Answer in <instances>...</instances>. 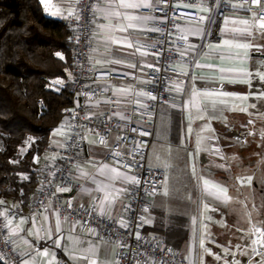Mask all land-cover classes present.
I'll use <instances>...</instances> for the list:
<instances>
[{"label":"crops","instance_id":"crops-1","mask_svg":"<svg viewBox=\"0 0 264 264\" xmlns=\"http://www.w3.org/2000/svg\"><path fill=\"white\" fill-rule=\"evenodd\" d=\"M74 1L47 0L46 3H42V6L47 15L61 19L63 15L75 12V6L69 7L70 4L74 5ZM155 1L146 0L151 4ZM207 1L204 0V2ZM139 10L119 9L122 13L153 17L150 14L141 13ZM96 18L97 23L93 26L91 37V64L120 73L142 75L152 56L148 47L141 48L140 51H137L136 48L139 44L149 45L151 43L152 32L147 31V26L153 19L141 26L145 29L143 31L129 29L128 33H123L119 31V28L127 25V20L105 19L100 12L96 13ZM252 18L253 14L242 8L231 9L227 13V19L223 20L219 29V39L207 45L196 57L193 65L187 68V81L180 87L178 99L165 103L161 110L163 116L165 114L168 116V124L174 111H178L181 115L178 137L180 132H183L182 130L186 131L187 138L192 139V144L202 151L204 140L218 138L220 129L228 136H233L241 135L243 126L247 127L250 132H257L263 128L260 121L264 120V30L254 27L250 29L251 34L245 32V22L247 25H251ZM101 24L110 27L105 29L99 26ZM182 28L184 30L199 29L197 33L188 32L193 37L191 45H195V40H198L202 35L203 27L185 22L182 24ZM124 35H129L132 39V48L121 46L118 43ZM106 38H110L111 42L106 44ZM237 45L249 46L237 47ZM96 61H101V63H96ZM133 64L136 67H130ZM106 88L118 97H124L129 93L130 83L113 82L107 84ZM193 89L196 90L197 97H202L204 90L213 95L200 98L196 103L190 105L188 101ZM221 93L229 95L225 96ZM250 121L252 123H249ZM68 134V126L60 123V127L51 132L48 146L61 145ZM216 143L213 142L215 146L209 147L206 153H214L215 147H220L223 143L225 145L222 146L223 150L229 149L231 153L235 154L232 150V142ZM43 154L36 155L34 159L41 158ZM102 155L101 149L89 143L86 151L71 167V175L78 185L71 188L70 191H66L65 194L71 196L74 203L88 204L92 200L99 203V200L103 198L104 192L98 190V186L104 179L100 171L101 164H107L117 168L120 173H125L118 167L106 163L102 159ZM254 168L257 169V167ZM191 169H196V167ZM195 171L196 173L193 172L194 177L188 181V188L183 194L185 197L181 198L177 193L175 194L174 205L176 208L172 213H166L165 208V198L170 195L156 197L157 193L148 200L149 207L153 208V202H158L155 203L157 205H154L157 206V212H162L164 215L178 214L187 218L188 238L176 252L189 264H241V260H243L241 247L243 245L240 236H238L241 229L236 228L232 233L235 240L231 246L230 239L221 236L230 229L223 227L220 220L219 223L216 221V224L212 225L213 223L209 222L207 217L221 218V213L224 210L218 211V208L221 209L217 206L218 203L225 204L231 201L236 203L241 200L243 185L248 183H241L243 164L240 161L235 164L207 161L198 164ZM93 176L96 177L95 183L92 182ZM127 176L129 177L128 174ZM204 180L226 189L227 199H217L202 192ZM245 181L247 180L245 179ZM252 183L256 184L255 181ZM112 184L115 189L124 188L125 191L122 193L114 191L109 197L114 202L109 208L108 216L113 220L122 221L124 219L123 205L127 200L128 181L114 177ZM34 195L35 193L30 201ZM197 200L198 203L203 202L204 205L215 206V212L204 210L202 206H200V210H196ZM11 202L4 201V204L8 205ZM7 218L12 220L10 228L15 248L18 253L30 254L24 257L30 261V264H56L59 258H63L70 264H88L79 249L90 246L95 250L93 259L97 264H117L115 260L116 243L100 238L93 233L82 234L76 224L60 219V230L57 232V217L51 210L43 213L40 218V224L46 229L47 243H42L39 240L38 224L32 218L24 214L8 215ZM21 218H23V222H21ZM154 218L155 214H148L144 226H151ZM49 230H51L50 233ZM49 234L51 238H49ZM206 250H210L212 255H209Z\"/></svg>","mask_w":264,"mask_h":264},{"label":"built area","instance_id":"built-area-1","mask_svg":"<svg viewBox=\"0 0 264 264\" xmlns=\"http://www.w3.org/2000/svg\"><path fill=\"white\" fill-rule=\"evenodd\" d=\"M88 2L89 0H75L74 14H65L61 18L71 29V71L66 80L71 103L62 110L60 116V123L68 126L69 134L61 145L47 146L43 156L30 164L31 171L36 175L37 186L28 205L23 207L19 202L8 205L3 201L0 203V229H3L0 231V250L6 258L10 257L8 264H13L19 258L12 237L9 239V230L3 226L5 212L7 216L24 214L32 218L38 224L39 240L47 243L46 229L40 224L41 215L47 209L55 216L58 210L59 219L76 224L82 234L93 233L116 243L117 264H189L163 237L143 230L145 214L150 208L148 200L160 191L166 176L163 167L147 163L160 106L178 97L179 91L176 88L180 89L186 83L187 68L193 65L207 45L219 39L220 26L231 9L242 8L253 14L259 12L260 8L251 5L249 11L248 4L233 7L244 0H208L204 4L210 11L205 12L200 7L201 0H156L151 8L139 10L154 17L147 29H159L151 31L152 40L149 45L154 47H148L152 58L147 65L153 67L146 66L142 75H131L91 64L94 25L89 21L92 20V13L87 9L81 11ZM75 13L80 15L79 21ZM200 16H205V19L200 21ZM185 22L202 26L203 32L194 42L195 49L182 58L180 52L193 43L191 34L182 28ZM256 27L259 28V25ZM182 35L187 36L186 41L179 39ZM113 82L130 83L129 93L118 97L109 91L106 85ZM141 92H151L157 99L140 96ZM137 99L146 107H138ZM121 116L125 118L121 119ZM145 132L147 134H141ZM102 140L104 143H101ZM89 143L103 151L102 159L106 163L118 167L129 177H135L139 181H128L122 220L125 227H121L119 220L106 216L102 218L93 212L91 207L94 200L88 204H76L71 196L65 194L66 191L56 190L57 187H77L78 183L71 175V167L86 151ZM113 152L121 155L113 156ZM90 229L95 231L90 232ZM255 240L257 236L254 237L253 241ZM261 241L264 242V238ZM260 247V242L253 243V250ZM256 255L257 252L253 251V256ZM0 260L5 264V260ZM56 264L70 263L59 258Z\"/></svg>","mask_w":264,"mask_h":264},{"label":"trees","instance_id":"trees-1","mask_svg":"<svg viewBox=\"0 0 264 264\" xmlns=\"http://www.w3.org/2000/svg\"><path fill=\"white\" fill-rule=\"evenodd\" d=\"M71 29L47 15L40 0H0V199L28 205L36 191L30 164L43 154L62 110L70 105ZM57 53L63 57L57 56ZM61 80L62 84H53ZM181 115L169 121L173 143ZM25 177H27L25 179ZM264 188V187H263ZM145 232L176 251L188 238L187 218L156 212ZM0 264H4L0 260Z\"/></svg>","mask_w":264,"mask_h":264},{"label":"rangeland","instance_id":"rangeland-1","mask_svg":"<svg viewBox=\"0 0 264 264\" xmlns=\"http://www.w3.org/2000/svg\"><path fill=\"white\" fill-rule=\"evenodd\" d=\"M225 19H227V15ZM178 97L173 101H176ZM163 106L164 104L160 106L155 139L149 147L147 163L150 166L163 167L166 170L165 181L160 192L156 195V197L170 195L165 198L166 213H172L176 208L174 205L176 193L181 198L185 197L183 194L186 193V188H188V181L194 177L191 168L196 167L194 169L196 173L197 165L202 164V162L214 161L219 164H235L240 161L243 164V178L246 180L250 178V183L243 185V197L236 203L232 201L225 204L218 203L217 206L221 208H218V211L224 210L221 213V218L217 219L209 216L207 219L213 223L212 225H215L216 221L219 223L220 220L223 227L230 229L221 236L230 239L231 246L235 240L232 233L235 232L236 228L241 229L238 235L243 245L241 247V253L243 254L241 264H257V262L264 264V255L253 256V239L256 236L254 228L259 227L264 230V120L260 121L263 128H260L257 132H250L247 127L243 126V131H241L243 139L234 135L228 136L226 132L220 129L218 138H206L204 140L202 151L192 144V139L187 138V133L184 130L180 132L177 142L173 143L168 132V116L166 114L163 116L161 113ZM57 127L59 128L60 124ZM225 141L233 143L232 150L235 154L231 153L229 149L223 150V143H221V146L219 145L220 147H215V154L206 153L209 147L215 146L213 142ZM254 167H257V169L255 170ZM252 181H255L256 184L254 185ZM155 203L153 202V208L150 206L145 214L144 221L148 214H156L157 206L154 205L157 204ZM200 206L204 210L215 212V206L207 205L206 208L203 202L198 203L197 200L196 210H200ZM143 227H145L144 224Z\"/></svg>","mask_w":264,"mask_h":264},{"label":"snow or ice","instance_id":"snow-or-ice-1","mask_svg":"<svg viewBox=\"0 0 264 264\" xmlns=\"http://www.w3.org/2000/svg\"><path fill=\"white\" fill-rule=\"evenodd\" d=\"M47 0H41V3H46ZM244 4H248L249 5V11H251V5H255L258 8H260V11L257 13H253V22L251 25H247L246 23V27L244 29L245 32H249V34H251L250 29L256 27V25H259V28L261 30H264V0H244L243 3L241 4H237V5H233V7H243ZM95 5V6H94ZM69 7H74V5H69ZM152 4L149 2H146V0H89V2L87 4L84 5V8L81 9V11H83L84 9H87L88 11H90L92 13V20L89 21V23H92L93 25H95L97 23V18H96V13L100 12L103 14V17L105 19H117L118 21L123 19V20H127L128 23L127 25L119 28V31L123 32V33H128L129 29H134V30H145L143 28H141L142 25L147 24L150 20L154 19V17L151 16H143V15H136V14H131V13H122L121 11H119V9H132V10H139L142 8H151ZM201 9L205 12L210 11V8L208 6H206L204 4V0H201V5H200ZM69 15H73L74 13H68ZM75 17L77 19V21H79L80 19V15L79 13H75ZM205 19V16H200L199 20L203 21ZM102 28L108 29L110 26L108 25H99ZM147 31H159L158 28H151V29H147ZM187 32H191V33H197L199 31L198 28L193 29V28H188L186 29ZM171 33H169L170 35ZM180 40H187V36L186 35H182L180 38ZM111 42L110 38H106L105 43L108 44ZM118 43L121 44V46H125L128 48H132L133 47V41L130 38L129 35H124L120 41H118ZM227 43V41H226ZM249 45H237V47H248ZM144 47H154L151 45H143V44H139L136 48L137 51H140L141 48ZM177 47H182V45H177ZM195 49V45H191L189 44L187 49H184V51L180 52V56L183 58L190 50H194ZM57 56H60L61 59H63V57L60 55V53H57ZM116 63H119L120 61H114ZM96 63H101V61H96ZM130 67H136L135 64L130 65ZM147 67H153V65H147ZM157 71H159V69H156ZM186 75V73H184ZM63 82L61 80H56L53 81V84H62ZM182 83V82H180ZM170 91L172 90L171 88L169 89ZM177 91H179L180 89L177 87L176 88ZM140 96H145L148 99L151 100H156L157 97L153 96L151 94V92H141L139 93ZM213 95L212 93L208 92L207 90H204L203 96L202 97H197L196 95V90L193 89L192 90V95L189 98L188 103L194 104L197 102L198 99L203 98V97H209ZM221 95H229L228 93H221ZM137 106L140 108H145L146 105L141 102L139 99H137ZM121 119H124L125 117L121 116ZM249 123H252L251 121ZM133 131H136V129H133ZM141 134H147L145 133H141ZM101 143H104V141L102 140ZM113 156H120L121 153L119 152H113L111 153ZM117 163H119V161H117ZM100 171L104 176V179L101 181V184L98 186V190H102L104 192V196L102 199L99 200V203H97L95 200L93 202V205L91 207V210L93 212H96L100 217H105L108 216V211L109 208L111 207V205L113 204V199H109V197L112 195V193L115 191L117 193H122L125 191L124 188H120V189H115L113 187L112 181L115 178L121 179V180H126V181H130L131 183H139L138 180H136L135 177H128L126 173L122 174L119 172V170L117 168L114 167H110L107 164H101L100 165ZM194 172V169H193ZM27 177H25L26 179ZM241 179V183H245L248 182L250 183V178H247V181H245V178H240ZM96 181V177L93 176L92 177V182L95 183ZM58 192L59 191H70L69 188H61V187H57L56 189ZM202 192L214 196L217 199H227L226 196V189H224L223 187L216 185L208 180H204L203 181V188H202ZM0 203H3L2 201H0ZM69 208L71 207V204L69 203ZM205 207L207 208V205H205ZM45 211H47V209H45ZM145 211H147V209H145ZM57 216V225H56V230L57 232H59L60 230V224H59V212L57 210V212L55 213ZM5 215V221H4V228H8L9 229V239L11 238V228L10 226L12 225V220L7 218V212L4 213ZM108 218H111L110 216H108ZM21 222H23V218H21ZM121 223V227H125L126 225L124 224L123 221L120 222ZM0 231H3V229H0ZM51 230H49L50 233ZM95 231L94 229H90V232ZM254 234L257 236V240L253 241V243H261V247L260 249H254L253 251L257 252L258 255H264V242L261 241V238H264V230H261V228L256 227L254 228ZM49 238H51V235L49 234ZM139 238V237H138ZM14 243V241H13ZM203 243V242H202ZM15 251V250H14ZM79 251L81 252V255L83 257V259L88 261V264H97L96 260L93 259V257L95 256V250L93 247H87V248H83V249H79ZM208 252L209 255H212L210 250H206ZM16 255L19 257L18 259H16L15 261H13V264H30V261L28 259H24L25 256L30 255L29 253H16ZM0 259L5 260V264H8V259L5 257V254L2 250H0ZM217 259H219V256H217ZM257 264H261V262H257Z\"/></svg>","mask_w":264,"mask_h":264},{"label":"water","instance_id":"water-1","mask_svg":"<svg viewBox=\"0 0 264 264\" xmlns=\"http://www.w3.org/2000/svg\"><path fill=\"white\" fill-rule=\"evenodd\" d=\"M234 136H238V137H240V138L243 139V136L242 135L237 134V135H234Z\"/></svg>","mask_w":264,"mask_h":264}]
</instances>
